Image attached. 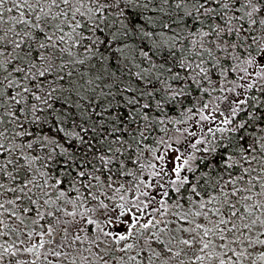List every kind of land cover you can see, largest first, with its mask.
<instances>
[{"label": "snow or ice", "instance_id": "obj_1", "mask_svg": "<svg viewBox=\"0 0 264 264\" xmlns=\"http://www.w3.org/2000/svg\"><path fill=\"white\" fill-rule=\"evenodd\" d=\"M0 264H264V0H0Z\"/></svg>", "mask_w": 264, "mask_h": 264}]
</instances>
